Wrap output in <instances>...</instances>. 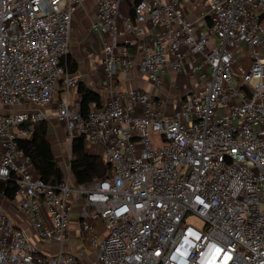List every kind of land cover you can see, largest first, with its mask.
Returning <instances> with one entry per match:
<instances>
[{
    "label": "built area",
    "instance_id": "1",
    "mask_svg": "<svg viewBox=\"0 0 264 264\" xmlns=\"http://www.w3.org/2000/svg\"><path fill=\"white\" fill-rule=\"evenodd\" d=\"M85 1L0 0V180L15 181L33 228L0 205V264H84L65 246L74 213L97 264H264V0H198L205 30L183 0H98L93 27L109 74L193 87L171 113L164 97L131 88L86 115L71 97L81 76L62 63ZM56 97L66 138L102 149L109 176L79 184L69 160L53 185L18 146Z\"/></svg>",
    "mask_w": 264,
    "mask_h": 264
},
{
    "label": "crops",
    "instance_id": "2",
    "mask_svg": "<svg viewBox=\"0 0 264 264\" xmlns=\"http://www.w3.org/2000/svg\"><path fill=\"white\" fill-rule=\"evenodd\" d=\"M97 1L98 0H86L79 5L74 12L69 51V54L77 62V71L73 73L80 75L83 83L100 94L102 103H105L110 97L111 90L125 92L131 88H141L167 99V112L171 113L178 100L176 96L171 93L172 91H168V87H172V81H174L171 78L167 79L164 88L156 89L145 77H142L137 72H131L129 75L121 70L112 74L107 72L104 64V40L93 27ZM122 7L125 11L124 14H126L129 11L128 4H124ZM183 8L186 17L196 23L197 29L205 30L209 20L204 14V9L198 5V0H183ZM154 31H156V29ZM154 34L155 32H151L146 37V40H152ZM130 49L133 54H137L134 47ZM121 74L124 75L123 79L120 78ZM71 92H73L72 99L74 101H79L80 94L77 88L73 89ZM57 99L58 97H56L54 102L47 108V111L51 115V119L56 118ZM49 134L50 132H48V135ZM2 197L3 199L0 200V205L11 215L20 219L21 225L27 229V231L33 233V228L30 223L24 219L20 210H18L14 199L10 200L4 195ZM73 219L75 223L71 229V239L65 246L67 249H72L77 252L81 256V260L84 264H97L96 254L88 248L80 233L76 221L78 220L77 213L73 214ZM39 244L41 248L49 252H55L58 249L56 243L39 242ZM86 248H88V251Z\"/></svg>",
    "mask_w": 264,
    "mask_h": 264
},
{
    "label": "trees",
    "instance_id": "3",
    "mask_svg": "<svg viewBox=\"0 0 264 264\" xmlns=\"http://www.w3.org/2000/svg\"><path fill=\"white\" fill-rule=\"evenodd\" d=\"M62 63L68 66L70 72L77 71V62L70 54ZM77 90L81 96L80 109L83 114L88 113L92 102L102 103L100 94L85 83L80 82ZM48 128L47 121L35 124L32 136L18 139L17 144L31 157L32 165L38 175L46 182L57 185L63 180L64 173L49 141ZM70 170L77 183L86 184L109 176L112 166L101 154L89 150L83 136H76L71 142ZM0 193L10 200L14 199L15 181L13 179L0 180Z\"/></svg>",
    "mask_w": 264,
    "mask_h": 264
},
{
    "label": "rangeland",
    "instance_id": "4",
    "mask_svg": "<svg viewBox=\"0 0 264 264\" xmlns=\"http://www.w3.org/2000/svg\"><path fill=\"white\" fill-rule=\"evenodd\" d=\"M123 6V5H122ZM121 11L124 13L125 11L123 10V7H121ZM123 74L120 75V78L123 79ZM187 81H189L188 79L185 80V82L187 83ZM166 86V82H164V84ZM191 84L188 85V87H184V85L180 84L179 85H171L172 87H168V91L171 92L174 96H176L177 99L181 98L186 91H188L189 89H191L190 86ZM167 88V87H166ZM71 96L73 98V92H71ZM48 125L50 127V129L48 128V132H50V134L48 135L49 141L52 144L53 147V151L56 157V160L59 164V166L62 168L63 173H64V177H67V165L69 163L71 154H70V150H71V142L69 139L66 138V132L64 129V124L60 123L56 118L50 119L47 121ZM89 150L91 151H95L98 153H101L104 157V159H107V157L104 155V153L102 152V149L97 148V147H89ZM66 175V176H65ZM3 194L0 193V200L3 199ZM186 222L196 226V227H201L204 223L203 219L200 218L197 215H190L187 217ZM97 225L100 228V233H105L106 232V226L105 223L103 222V220H98L97 221ZM86 250L88 251V248H86Z\"/></svg>",
    "mask_w": 264,
    "mask_h": 264
}]
</instances>
